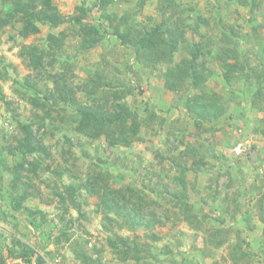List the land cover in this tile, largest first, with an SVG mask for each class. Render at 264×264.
Instances as JSON below:
<instances>
[{"label":"rangeland","instance_id":"obj_1","mask_svg":"<svg viewBox=\"0 0 264 264\" xmlns=\"http://www.w3.org/2000/svg\"><path fill=\"white\" fill-rule=\"evenodd\" d=\"M142 1L145 4L140 7ZM98 2L53 0L65 20L57 28L40 24L39 33L23 37L19 33L23 25L16 23L0 33V86L5 95V101L0 99V264H27L20 255L24 249L15 238L39 244L46 264H264V203L260 204L264 195V100L260 101V110L252 108L241 94L243 84L228 87L221 63L207 56L206 91L219 94L230 108L217 123L197 125L185 107L188 95L166 89V64L146 67L136 59L134 48L114 35V26L125 32L127 26L121 19L125 13L134 16L131 24L139 23L140 30L160 23L164 17L161 0H113L104 12L112 16L113 23L103 18ZM178 2L195 9L184 13L188 24L197 21L199 14L210 21L211 34L220 47L225 46L220 41L224 38L221 30L230 33L232 25L245 47L243 37H250V63L262 70L264 0ZM9 3L3 5L0 0V10L7 9ZM81 7L89 14L86 31L75 22ZM200 31L203 34L205 28ZM49 34L64 35L62 49L45 58V69L39 73L29 66V59L22 57L21 51L31 46L47 50ZM187 36L190 40L200 37L193 32ZM94 38L100 39L95 42ZM182 54L180 51L176 55V61ZM97 74L117 86L91 90L88 84ZM57 77L61 85L55 81ZM63 84L72 94L67 104L56 98L55 133L50 127L45 135L34 126L46 152L36 155L42 164L35 175L22 173L19 182H31L30 194L17 212L15 201L3 196L21 194V189L13 188L15 169L23 158L16 150L24 138L19 124H28L34 118L32 98L59 92ZM122 90L129 93L119 103L134 112L141 124L133 144L123 146L119 140L114 146L106 134L92 139L75 131L78 105L96 110L107 99L105 110H112L115 98L109 95L121 94ZM59 94L64 95L63 91ZM191 94L202 92L194 90ZM127 119L131 124L132 118ZM36 156L26 158L33 162ZM58 170L65 172L63 177L55 173ZM93 177L97 178V194H90L85 186ZM68 186H75V202ZM128 186L138 191V197L145 193L144 201L151 205L142 209L145 225L132 227L120 210L106 209L105 198L115 200L111 206L122 207V195H129ZM56 192L62 194L64 202ZM173 193L190 203L189 214L199 221L198 230L185 220ZM134 201L138 204V199ZM151 211L157 222L151 220ZM31 213L36 214L37 225L30 224ZM41 222V233L36 234ZM42 235L48 237L45 244L38 243ZM214 236V241L224 238L226 242L217 247L212 242ZM119 237L139 244L143 251L140 259L119 257L123 250H114L109 242ZM240 247L247 256L242 255ZM32 262L36 264L35 259Z\"/></svg>","mask_w":264,"mask_h":264},{"label":"trees","instance_id":"obj_2","mask_svg":"<svg viewBox=\"0 0 264 264\" xmlns=\"http://www.w3.org/2000/svg\"><path fill=\"white\" fill-rule=\"evenodd\" d=\"M3 5H6V2L10 1L7 9L0 10V33L8 26H15L16 23H22L23 27L19 30V33L23 37H27L31 34L39 33L40 24H49L53 28H57L65 20L60 16L58 9L53 5V0H1ZM6 1V2H5ZM113 0H99V10L102 11L103 18L107 17L110 22L113 23V18L110 15L104 14L107 5ZM179 0H161V12L164 14L163 20L160 23H155V25L150 28L146 26L143 29H138V24H131V19L134 17L131 14L125 13L121 19L126 24L127 28L125 32H121L120 26H114L113 31L114 35L117 36L122 43H128L134 48L135 57L139 62H142L147 66H160V64H166V71L163 74V79L165 80V87L171 92H176L177 94L185 93L187 94L185 107L189 116L195 121L197 125H203L205 121L212 123H217L220 118L225 116L226 112L230 108V104L217 93L207 92V68L204 58L207 56L214 57L218 60L223 69H224V79L228 87L231 89L235 85L242 83L244 86L241 94L245 101L251 102V107L258 109L260 101L264 100V67L262 70H259V67L250 63V56L248 55L251 42V38L247 35H244L246 39L245 47L243 42L238 39L237 30L235 26H230V33L225 30H221L224 38L220 40L224 43V47H220L218 39L213 38L211 34L210 21L205 17H201L200 14L197 15V21L193 24H188V16L184 17V13L188 11H195L194 8L185 6L178 2ZM256 0H254L255 2ZM242 2V1H241ZM240 2V3H241ZM248 0H246V3ZM145 4L144 1L140 3V7H143ZM81 13L75 17V22L82 27L83 30L86 29L85 19L88 18L87 9L84 7L80 8ZM169 13L170 15L165 17V14ZM115 14H117L115 12ZM218 26L221 25L219 22ZM204 27L205 32L202 34L200 29ZM150 28V29H149ZM86 31V30H85ZM95 31L100 32V29L97 28ZM194 33L200 35L197 40H190L188 38V33ZM102 38V37H101ZM14 39V38H13ZM100 38H94L93 41H99ZM64 35L56 36L54 34H49L46 39L47 50H42L37 46L23 47L21 56L29 59V66L39 73L45 69V58L49 56H55L56 50H61L63 45ZM91 41V40H90ZM88 41V44L90 43ZM180 51H183V56L179 61H176V55ZM200 59L202 60L200 62ZM234 60L235 62H231ZM61 78H56L55 81L58 82V85ZM187 84V85H186ZM36 85V84H35ZM115 83L106 81V77L97 74L93 83L88 84V88L91 90L104 89L105 87H115ZM117 86V85H116ZM121 87H126L122 85ZM60 91H63V94L59 92L55 93H45L44 98L35 96L32 98V105L35 108V113L33 114L34 118L28 124H19L22 130V135L24 136L23 140H20L17 143L16 150L23 156L22 160L18 162L15 169V178L13 183L14 189H21V194L14 196V194H9L7 197L4 195V199H9L10 202L15 201L13 208L19 212L22 203L27 199L28 189L30 184L20 183L19 180L22 177V173L27 171L32 175H35L37 169L42 164L40 157L36 155L46 152L43 148V143L41 138L36 136L34 131V126H37V130L45 131L47 134L48 129H51V133H55L54 120L55 117L53 114L58 110L56 98L62 100L64 103H69L72 91L68 85H62ZM126 89V88H125ZM194 90H201V95L193 96L191 93ZM129 90H122V93L111 92L109 96L115 98V103L111 107L112 110H105L107 106V99L102 106H98L96 110H93L91 106L88 105H78L77 113L75 118H77V124L75 131L80 134H86L92 139L100 137L102 134H106L109 138L112 145H116L117 141L122 140L123 146H130L137 139L138 134L140 133L141 124L137 120V115L131 110L127 109L125 104L119 103V100ZM68 95V96H66ZM0 99L5 101V95L0 86ZM41 111V113L39 112ZM127 118H132V123L128 124ZM51 125L49 126V124ZM53 123V124H52ZM54 128H53V127ZM54 130H53V129ZM49 129V130H50ZM10 153H14L13 150H10ZM28 155L36 156V160L29 162L27 160ZM179 156L182 158L183 154L180 153ZM179 156L176 157V160H179ZM172 159V158H171ZM44 165V168L50 170V166ZM186 171V169H184ZM60 177L64 176L65 172L60 170L55 171ZM99 178V176H97ZM97 178H91V182H87L85 185L90 194H97ZM25 186V189L23 188ZM68 193H70L71 198L75 195L76 189L75 186H68ZM186 191V187L184 186ZM13 190V189H12ZM128 196L122 195L124 199V204L121 206H111L115 200L105 198L106 209L109 210H120V213L125 216L126 222L131 224L132 227H137L145 223L144 215L142 212L143 206L151 207L150 203L144 201L143 198L145 193L142 192L141 196H137V190L128 186ZM23 192V193H22ZM56 195L60 198L62 202L65 201V198L61 193L56 192ZM186 196V194H184ZM137 196V197H136ZM173 199L180 205V208L184 210L186 215L185 220L190 223V225L197 229L196 226V216L189 214L190 213V203L181 199L178 193L171 194ZM183 197V194H182ZM187 197V196H186ZM114 199V198H113ZM138 199V204H134ZM75 202V200L72 198ZM260 204L264 203V195H261ZM147 203V204H146ZM129 205H133L132 210L128 209ZM26 209V208H25ZM23 215V212H20ZM26 213V212H24ZM34 213L30 214V224L37 225L35 222ZM150 217L153 222H157L156 214L151 211ZM198 219V218H197ZM264 221V217H262ZM43 221V219H42ZM43 222L38 224V226ZM37 226L36 234L41 233L40 226ZM63 234L57 238V243L61 242V237ZM64 236H66L64 234ZM42 237V239H41ZM38 243H44L47 240V236L42 235ZM47 237V238H46ZM217 236L212 238V242L220 247L223 245L226 240L222 238L221 240L214 239ZM60 240V241H59ZM18 246H21L24 251L22 252L21 257L25 259L27 264H31L33 259H35L36 264H46V256L40 251L39 244L33 245L28 242H25L22 238L14 239ZM112 248L116 251L123 250V256L120 258H136L140 259V255L143 253L139 244L135 241L129 242L128 239L119 237L118 239L109 240ZM46 246V245H45ZM43 247L46 249V247ZM13 251V250H12ZM243 256H247L246 250L240 247ZM241 258V256H238ZM33 263V262H32ZM4 264H7L4 262Z\"/></svg>","mask_w":264,"mask_h":264}]
</instances>
